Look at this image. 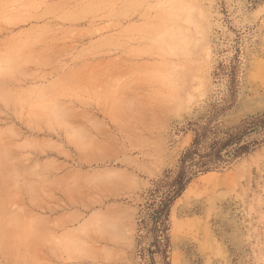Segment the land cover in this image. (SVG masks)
<instances>
[{"label": "rangeland", "instance_id": "374dc122", "mask_svg": "<svg viewBox=\"0 0 264 264\" xmlns=\"http://www.w3.org/2000/svg\"><path fill=\"white\" fill-rule=\"evenodd\" d=\"M264 115V0H0V264H157L150 192L195 131ZM199 174L171 264H264V127Z\"/></svg>", "mask_w": 264, "mask_h": 264}, {"label": "trees", "instance_id": "16d2710c", "mask_svg": "<svg viewBox=\"0 0 264 264\" xmlns=\"http://www.w3.org/2000/svg\"><path fill=\"white\" fill-rule=\"evenodd\" d=\"M264 127V115L248 118L236 131L219 132L212 125L195 131L192 146L181 156L179 166L171 175L157 183L150 192L148 220H150L153 235L151 255H160L161 264H171L169 258L170 238L168 237V222L174 203L184 194L188 186L199 175L216 169L220 163L239 158L253 151L257 142L244 141L251 133ZM151 264H157L152 259Z\"/></svg>", "mask_w": 264, "mask_h": 264}]
</instances>
